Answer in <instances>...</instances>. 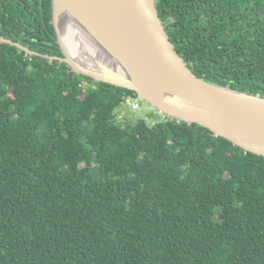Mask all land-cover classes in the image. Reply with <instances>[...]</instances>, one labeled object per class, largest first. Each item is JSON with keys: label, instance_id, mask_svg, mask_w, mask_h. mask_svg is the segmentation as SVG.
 I'll return each instance as SVG.
<instances>
[{"label": "trees", "instance_id": "trees-1", "mask_svg": "<svg viewBox=\"0 0 264 264\" xmlns=\"http://www.w3.org/2000/svg\"><path fill=\"white\" fill-rule=\"evenodd\" d=\"M206 81L264 97V0H156ZM52 0L0 37L63 56ZM131 90L0 42V264H264V157L197 124L119 119Z\"/></svg>", "mask_w": 264, "mask_h": 264}, {"label": "water", "instance_id": "water-1", "mask_svg": "<svg viewBox=\"0 0 264 264\" xmlns=\"http://www.w3.org/2000/svg\"><path fill=\"white\" fill-rule=\"evenodd\" d=\"M52 7L63 56L41 54L4 37L0 42L66 63L96 82L134 91L168 118L200 125L264 157V97L198 77L178 54L156 0H52ZM63 25L74 34L81 30L95 43L97 49L88 48L93 55L74 54ZM99 50L109 62L98 58Z\"/></svg>", "mask_w": 264, "mask_h": 264}, {"label": "rangeland", "instance_id": "rangeland-1", "mask_svg": "<svg viewBox=\"0 0 264 264\" xmlns=\"http://www.w3.org/2000/svg\"><path fill=\"white\" fill-rule=\"evenodd\" d=\"M139 100V108H134L128 104L122 105L121 110L117 113L120 114L119 119H129V121L132 120H138L140 118L145 119L149 125L154 124L157 121L164 120L165 115L160 113L158 110L154 109L152 105L147 104L142 99L138 98Z\"/></svg>", "mask_w": 264, "mask_h": 264}, {"label": "bare ground", "instance_id": "bare-ground-1", "mask_svg": "<svg viewBox=\"0 0 264 264\" xmlns=\"http://www.w3.org/2000/svg\"><path fill=\"white\" fill-rule=\"evenodd\" d=\"M64 35L67 39V44L69 45L74 54L82 53L85 56H91L93 55V52L88 51V48H91V46H94V49L98 48L96 45H94L95 43L88 39V37L79 29L77 30V33L74 34L72 28H66L64 26ZM70 35H73L75 38L70 39ZM87 42L89 46L86 44ZM98 56L99 59L109 62L108 58L101 50L98 51Z\"/></svg>", "mask_w": 264, "mask_h": 264}, {"label": "built area", "instance_id": "built-area-1", "mask_svg": "<svg viewBox=\"0 0 264 264\" xmlns=\"http://www.w3.org/2000/svg\"><path fill=\"white\" fill-rule=\"evenodd\" d=\"M127 104L134 107V108H139V100L138 98L130 99L127 101Z\"/></svg>", "mask_w": 264, "mask_h": 264}, {"label": "clouds", "instance_id": "clouds-1", "mask_svg": "<svg viewBox=\"0 0 264 264\" xmlns=\"http://www.w3.org/2000/svg\"><path fill=\"white\" fill-rule=\"evenodd\" d=\"M140 98V97H139ZM141 99V98H140ZM126 104H127V102H126Z\"/></svg>", "mask_w": 264, "mask_h": 264}]
</instances>
